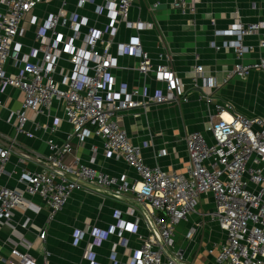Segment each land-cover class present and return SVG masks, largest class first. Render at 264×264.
Returning <instances> with one entry per match:
<instances>
[{"label": "crops", "instance_id": "0c3cea01", "mask_svg": "<svg viewBox=\"0 0 264 264\" xmlns=\"http://www.w3.org/2000/svg\"><path fill=\"white\" fill-rule=\"evenodd\" d=\"M156 1L160 4L154 8ZM173 1L135 0L126 19L115 22L109 18L105 0L86 4L69 0L66 10L69 16L85 23L80 27V37L74 41L75 47H81L91 31L101 32L104 41H111L109 52L114 66L109 80L114 85L103 92V97L123 99L124 90L130 93L138 89L137 100L141 101L144 96L165 93L164 84L137 71V56L119 55L120 45L139 38L153 64L166 62L158 58L160 55L168 58L180 83L177 93L187 97L188 102L148 104L120 113L117 121L130 142L141 148L147 166L158 167L167 174H184L189 163L185 138L199 133L212 142L209 129L211 116L217 114L215 104L230 106V111L222 115L226 119L232 113L264 118V72L252 70L244 77L231 75L237 63H258L264 57V50L258 47L264 29L242 40L245 47L252 49L240 60L231 47L237 41L234 33L239 24L264 21V0H186L194 12L185 14L172 7ZM59 8L58 0H48L26 15L17 38L21 58H29L39 46L35 35ZM5 12L0 0V18ZM137 23L142 29L136 28ZM59 31L65 39L72 38L66 29ZM197 65L202 67L199 76L195 73ZM6 71L16 75L19 69L8 64ZM72 74L73 65L64 54L54 77L60 89L66 88L64 81ZM207 95L213 99L211 107L203 101ZM22 102L21 91L0 85V149L10 150L0 187L23 190L25 185L19 182L22 173H49L53 159L68 168L89 167L118 184L122 180L129 184L136 181V174L121 156H107L101 139L90 136L82 141L68 140L73 127L66 120L62 103L53 102L49 111L42 113L24 111L23 133H17L15 116L21 111ZM51 144L59 150L67 144L69 147L58 154L50 149ZM98 190L75 191L52 219L39 197L26 198L39 211L18 208L8 222L0 218V264L14 263L13 247L38 263L46 260L48 264H130L149 235L144 210L131 193L117 197L113 188ZM215 208L212 196L204 194L195 212L175 227L171 250L182 256L183 264H215L219 248L225 243V234L212 217ZM43 232L45 237L41 238ZM78 233L81 238L76 241Z\"/></svg>", "mask_w": 264, "mask_h": 264}, {"label": "built area", "instance_id": "2783aa9c", "mask_svg": "<svg viewBox=\"0 0 264 264\" xmlns=\"http://www.w3.org/2000/svg\"><path fill=\"white\" fill-rule=\"evenodd\" d=\"M47 1L3 0L6 12L0 18V85L23 93L21 111L15 116L16 132L23 133L24 111L42 113L49 111L53 102L62 103L66 120L73 127L68 140L82 141L90 136L101 139L107 156H121L137 179L133 184L124 180L118 184L113 178L89 167L68 168L60 160L53 159L49 173H22L19 182L25 185L23 190L0 187V218L8 222L18 208L38 212L39 209L26 198L39 197L48 207L49 219H52L63 210L75 191L93 192L67 179L65 176L68 175L97 189L113 188L117 197L128 193L135 195L146 215L149 235L130 264H183L182 256L174 255L171 250L175 227L195 212L202 195L210 194L216 204L212 217L225 234V243L219 248L215 264H264V118L232 113L226 119L222 115L230 111V106L215 104L217 114L211 116L213 122L209 129L212 142L199 133L185 138L189 163L184 174H167L158 167L147 166L141 148L130 142L117 119L122 112L144 108L148 104L188 102L187 97L177 93L180 83L168 58L160 55L158 58L166 62L153 64L139 38L120 45L119 55L137 56V71L164 84L165 93L144 96L141 101L137 100L138 89H132L130 93L124 90L123 99L103 97V92L114 85L109 80V71L114 66L109 52L111 41H104L103 33L91 31L83 39L82 46L75 47L74 41L80 37V27L85 23L68 15L69 0H58V12L49 16L42 30L35 35L39 46L32 50L29 58H21L17 43L21 23L31 10ZM105 1L112 22L126 19L135 2ZM90 2L79 0L80 4ZM159 4L156 1L154 8ZM172 7L182 14L194 12L186 0H174ZM60 28L66 29L72 38L65 39ZM136 28L142 29V25L137 23ZM263 29L264 21L237 26L234 33L237 41L231 45L236 59L240 60L252 49L245 47L242 40ZM258 47L264 50V37L259 40ZM64 54L70 58L73 74L64 81L66 88L63 90L54 77ZM8 64L19 69L18 74H8ZM252 70L264 72V57L258 63H237L231 75L244 77ZM195 73L201 75L202 67L195 66ZM203 101L208 107L213 104L211 95L204 96ZM68 147L69 144L59 150L50 145V149L58 154L65 153ZM9 156V149H0V177ZM40 237L44 238L45 232ZM80 238V233L76 234V241ZM96 238L102 239L99 235ZM11 255L13 264H48L46 260L38 263L15 247Z\"/></svg>", "mask_w": 264, "mask_h": 264}, {"label": "water", "instance_id": "95a60500", "mask_svg": "<svg viewBox=\"0 0 264 264\" xmlns=\"http://www.w3.org/2000/svg\"><path fill=\"white\" fill-rule=\"evenodd\" d=\"M65 177H66L67 179H69L70 181L77 182L78 184L82 185L83 187H86V188H89V189H91V190H93V191H98V192H99V190H98L97 188H95V187H91V186H88V185H86V184H84V183H82V182H78L76 179H74V178H72V177H70V176H68V175H66Z\"/></svg>", "mask_w": 264, "mask_h": 264}]
</instances>
